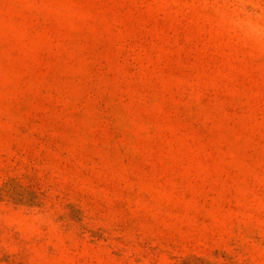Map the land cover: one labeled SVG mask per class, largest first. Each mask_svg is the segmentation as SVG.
<instances>
[{"label": "rangeland", "instance_id": "obj_1", "mask_svg": "<svg viewBox=\"0 0 264 264\" xmlns=\"http://www.w3.org/2000/svg\"><path fill=\"white\" fill-rule=\"evenodd\" d=\"M0 264H264V0H0Z\"/></svg>", "mask_w": 264, "mask_h": 264}]
</instances>
